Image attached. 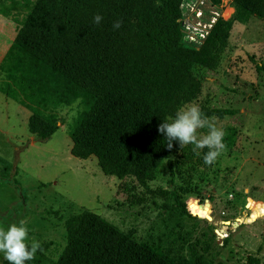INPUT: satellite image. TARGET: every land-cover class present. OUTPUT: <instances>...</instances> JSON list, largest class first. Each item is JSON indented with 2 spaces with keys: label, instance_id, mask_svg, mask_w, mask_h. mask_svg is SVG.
<instances>
[{
  "label": "rangeland",
  "instance_id": "rangeland-1",
  "mask_svg": "<svg viewBox=\"0 0 264 264\" xmlns=\"http://www.w3.org/2000/svg\"><path fill=\"white\" fill-rule=\"evenodd\" d=\"M14 1L18 6L0 0V158L13 168L8 178L0 172V227L23 220L29 237L41 243L37 254L45 264L65 246V220L82 210L188 264L218 239L223 244L211 264H264V214L250 218L264 203V19L234 25L209 62L192 70L201 91L189 105L230 111L209 118L225 132L224 150L205 165L202 153L183 147L160 163L143 188L133 178L104 176L94 157L71 156L70 137L83 110L79 101L39 109L10 85L19 60L30 58L14 44L16 19L27 12L23 0ZM180 12L181 43L197 48L215 18L227 19L233 7L231 0H182ZM32 115L55 121L54 134L44 141L30 135Z\"/></svg>",
  "mask_w": 264,
  "mask_h": 264
},
{
  "label": "trees",
  "instance_id": "trees-1",
  "mask_svg": "<svg viewBox=\"0 0 264 264\" xmlns=\"http://www.w3.org/2000/svg\"><path fill=\"white\" fill-rule=\"evenodd\" d=\"M11 3L18 6L17 1ZM181 3L23 0L27 12L16 19L14 44L30 58L19 60L10 85L24 102L39 109L69 107L79 101L83 110L70 137L71 156L94 157L104 176L133 178L147 188L160 163L183 150L175 143L168 150L157 126L199 95L201 82L193 68L209 62L234 25L264 19V0H231L232 14L227 19L215 18L197 48L185 47L179 25ZM95 13L104 17L98 26L91 23ZM115 19L123 23L113 31ZM201 111L208 118L230 113ZM56 129L55 121L36 115L28 118V133L38 141ZM12 169L0 158L3 177L8 178ZM255 210L251 219L264 214V203ZM64 229L65 246L50 264H188L158 254L88 210L66 219ZM222 244L218 239L204 255L194 257L192 264H211L210 258L218 255ZM249 262L258 264L257 259ZM26 264H45V260L36 254Z\"/></svg>",
  "mask_w": 264,
  "mask_h": 264
},
{
  "label": "clouds",
  "instance_id": "clouds-1",
  "mask_svg": "<svg viewBox=\"0 0 264 264\" xmlns=\"http://www.w3.org/2000/svg\"><path fill=\"white\" fill-rule=\"evenodd\" d=\"M103 19L101 13H95L91 23L98 26ZM122 23V19H115L112 30L120 29ZM205 127L208 129L206 133L198 131ZM157 132L162 134L168 150L173 148L174 143L180 148L191 146V151L196 155L202 153L205 165L213 164L225 148L224 130L209 123V118L196 105H180L173 115L160 121ZM40 250L41 243L29 237V230L23 220L9 224L6 229L0 227V257L8 264H26Z\"/></svg>",
  "mask_w": 264,
  "mask_h": 264
},
{
  "label": "water",
  "instance_id": "water-1",
  "mask_svg": "<svg viewBox=\"0 0 264 264\" xmlns=\"http://www.w3.org/2000/svg\"><path fill=\"white\" fill-rule=\"evenodd\" d=\"M206 219H207V220H211V218H210L209 216H206ZM249 220H251V219H249ZM238 221L240 222L239 219H238ZM247 221H248L247 219L244 220L245 223H246ZM236 226H238V223H237V222L233 223V227H236Z\"/></svg>",
  "mask_w": 264,
  "mask_h": 264
},
{
  "label": "bare ground",
  "instance_id": "bare-ground-1",
  "mask_svg": "<svg viewBox=\"0 0 264 264\" xmlns=\"http://www.w3.org/2000/svg\"><path fill=\"white\" fill-rule=\"evenodd\" d=\"M185 1V0H184Z\"/></svg>",
  "mask_w": 264,
  "mask_h": 264
}]
</instances>
